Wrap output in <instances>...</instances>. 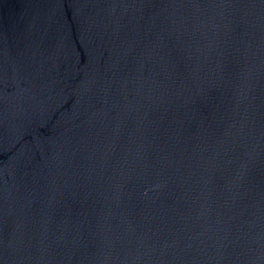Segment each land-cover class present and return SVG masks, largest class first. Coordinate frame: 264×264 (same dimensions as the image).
I'll return each mask as SVG.
<instances>
[{
    "label": "water",
    "instance_id": "95a60500",
    "mask_svg": "<svg viewBox=\"0 0 264 264\" xmlns=\"http://www.w3.org/2000/svg\"><path fill=\"white\" fill-rule=\"evenodd\" d=\"M0 264H264V0H0Z\"/></svg>",
    "mask_w": 264,
    "mask_h": 264
}]
</instances>
